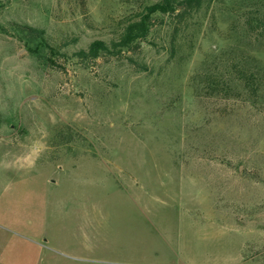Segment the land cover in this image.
Returning <instances> with one entry per match:
<instances>
[{"label": "rangeland", "instance_id": "374dc122", "mask_svg": "<svg viewBox=\"0 0 264 264\" xmlns=\"http://www.w3.org/2000/svg\"><path fill=\"white\" fill-rule=\"evenodd\" d=\"M154 1L0 0V264H264L256 0L155 15L131 51L72 55Z\"/></svg>", "mask_w": 264, "mask_h": 264}, {"label": "trees", "instance_id": "16d2710c", "mask_svg": "<svg viewBox=\"0 0 264 264\" xmlns=\"http://www.w3.org/2000/svg\"><path fill=\"white\" fill-rule=\"evenodd\" d=\"M206 0H156L144 6L143 11L139 12L133 19L127 22L118 37L107 43L95 40L88 45V48L78 50L72 55L74 57L88 60L96 59L103 54L118 55L125 51H131L139 42L146 40L150 33L152 18L155 15L175 18L178 25H181L194 12H198ZM251 9L250 16L247 18V26L250 32L258 33L264 38V0H256ZM18 29L29 39L25 44L34 42L36 46L43 47L49 52L56 49L47 41L45 31L27 24L18 25ZM180 29V28H179ZM178 27L175 32L179 31ZM1 33H7L5 28L0 26ZM174 32V33H175ZM30 49V47H29ZM240 80L246 89H253L254 74L247 71H240Z\"/></svg>", "mask_w": 264, "mask_h": 264}]
</instances>
